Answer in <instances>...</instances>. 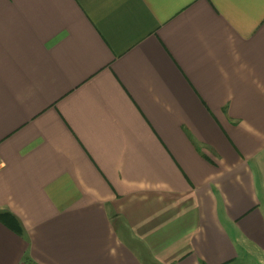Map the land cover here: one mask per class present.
I'll list each match as a JSON object with an SVG mask.
<instances>
[{"label":"crops","instance_id":"0c3cea01","mask_svg":"<svg viewBox=\"0 0 264 264\" xmlns=\"http://www.w3.org/2000/svg\"><path fill=\"white\" fill-rule=\"evenodd\" d=\"M0 264H264V0H0Z\"/></svg>","mask_w":264,"mask_h":264}]
</instances>
